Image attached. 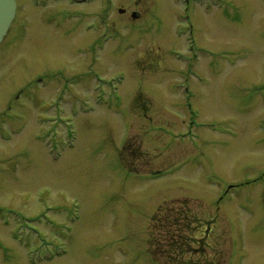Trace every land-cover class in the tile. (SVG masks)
<instances>
[{"label":"rangeland","instance_id":"374dc122","mask_svg":"<svg viewBox=\"0 0 264 264\" xmlns=\"http://www.w3.org/2000/svg\"><path fill=\"white\" fill-rule=\"evenodd\" d=\"M16 1L0 264H264V189L223 198L264 168V0Z\"/></svg>","mask_w":264,"mask_h":264},{"label":"flooded vegetation","instance_id":"af4514ba","mask_svg":"<svg viewBox=\"0 0 264 264\" xmlns=\"http://www.w3.org/2000/svg\"><path fill=\"white\" fill-rule=\"evenodd\" d=\"M190 26H191V28L194 29L193 25H190ZM193 38H194V35H193ZM191 42L192 43L190 44V47H193V48H195V47H203L204 46V45L200 44L198 41H191ZM64 90H65V88H63V92H64ZM9 109L12 110L11 107H9ZM187 111L188 112L190 111L192 116L194 115V111L192 110V107H189V110L187 109ZM11 117H15V116L12 114ZM6 125H9V124H3L2 126L6 127ZM259 188H263L264 189V168L259 171V174L257 176H255L254 178H252V179H250L248 181L242 182L240 184L239 183L238 184H228L227 185V192L225 193V198H230V195H229L230 191L232 189H236L238 192H240V194H238V197L236 198L237 201H238L237 206L240 209H243V210H246V211H249V212L252 213V211H251V208H252V206H251L252 197H250L249 193H251L252 191H255V190H259ZM242 191H245L246 194L242 195ZM262 232H264V228L262 229ZM240 233L241 232L239 231V234ZM243 235H244V233H243ZM258 236H261V237H258V238H259V240H261V244H262L263 243V239H262L263 236L262 235H258ZM241 238L242 237L239 238L240 239L239 247L243 246L241 248V250L243 251L245 249L244 248L245 244H244V240L241 239ZM259 243H260V241H259ZM261 254H262V252L261 253L257 252V255L259 257L261 256ZM234 258L237 260L238 264H243L245 262V259H246L242 255H237ZM226 264H232V262L231 261H227Z\"/></svg>","mask_w":264,"mask_h":264},{"label":"water","instance_id":"95a60500","mask_svg":"<svg viewBox=\"0 0 264 264\" xmlns=\"http://www.w3.org/2000/svg\"><path fill=\"white\" fill-rule=\"evenodd\" d=\"M15 0H0V43L7 35L9 28L15 18Z\"/></svg>","mask_w":264,"mask_h":264},{"label":"bare ground","instance_id":"6f19581e","mask_svg":"<svg viewBox=\"0 0 264 264\" xmlns=\"http://www.w3.org/2000/svg\"><path fill=\"white\" fill-rule=\"evenodd\" d=\"M36 12H34V14H35ZM86 39V41L88 40V38H85ZM262 114V113H261Z\"/></svg>","mask_w":264,"mask_h":264}]
</instances>
